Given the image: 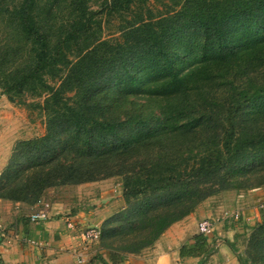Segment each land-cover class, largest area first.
I'll return each mask as SVG.
<instances>
[{"label": "trees", "instance_id": "obj_1", "mask_svg": "<svg viewBox=\"0 0 264 264\" xmlns=\"http://www.w3.org/2000/svg\"><path fill=\"white\" fill-rule=\"evenodd\" d=\"M7 1L0 16L26 48L0 47V85L12 103L30 89L44 96L48 119L44 136L15 146L0 199L33 205L49 188L121 177L127 206L100 236L117 244L116 263L218 191L263 178L264 0H107L119 14L161 7L128 22L115 45L91 39L87 0H72L76 18L56 42L43 0ZM260 216L252 242L264 257V206ZM193 241L180 255L204 264L215 246L202 234Z\"/></svg>", "mask_w": 264, "mask_h": 264}, {"label": "rangeland", "instance_id": "obj_2", "mask_svg": "<svg viewBox=\"0 0 264 264\" xmlns=\"http://www.w3.org/2000/svg\"><path fill=\"white\" fill-rule=\"evenodd\" d=\"M14 1L15 0H8L6 3L8 4L7 7ZM87 4L90 10L96 12L95 19L98 22V25H94V29L90 31L92 36L91 39L96 38L101 41L106 40L114 45L121 39L123 32L127 31L124 28L128 26V22L136 21L143 15H147L148 8H151L152 10H159L161 8L159 7V4L148 3V5H136L132 11L119 14L108 11L107 0H87ZM2 8H5L4 4H2ZM40 8L43 19L45 20V23L48 24L47 30H49L52 40L56 42L60 36L64 34V32L66 33V30L76 18V14L72 6V0H54L53 4L48 3V0H43L40 3ZM6 16L7 15L3 18L0 16V47H4L6 46V43H9L13 44V49L15 50H25V44L19 35H15V33H13V30H16L15 26ZM83 45L84 41L80 47ZM25 53H23L24 57L22 61L17 60L14 64H10L6 67V69H8L7 74H11L9 73L10 71L15 72L18 68H21V65L26 61ZM184 61L190 64V61H187L186 59H184ZM1 70L3 71V69ZM49 83H53L55 86H58L59 81L51 82L49 80ZM0 90L2 94H4V89L1 85ZM4 95L8 99V96L6 94ZM44 98V96H37L34 89H30L24 96H22V99H17L15 103L8 100L9 106L2 107V111H4L1 116L3 119L2 122L6 124L8 129L7 133H4L5 138L6 140L9 139L15 142L12 154L15 146L19 142L40 138L46 134L48 112L42 107ZM124 106L128 107V105ZM11 114L13 115V122H11ZM4 123H1L2 125H0V127L2 126V129L6 127L4 126ZM1 143L2 142L0 141V144ZM262 175L263 173L257 174L258 179L252 178L248 185H244L241 182L234 184L228 189L218 191L216 194H213L204 201L207 202L210 207H213V211L216 214H220L219 218H215L214 216L212 219L208 220H214L217 224L216 227L218 224L223 223L226 225V231L230 232V236L227 234L223 236L217 234L220 237L216 238H221V242L218 246L231 244L237 251L236 253L232 250V254L236 259L235 264H264V257L260 254V250L254 246V243L252 242L256 226L261 222L260 210L264 206V184L257 185L259 180L264 179V176L262 179H259ZM97 182H99V185L82 184L49 188L44 192L40 200L48 202L52 208H54V204L58 203L63 204L69 210H74L75 208L81 209L83 211L84 218L87 220L86 227L80 231L81 238L84 240V233L86 234L87 231L91 230L95 226H99V228L102 229L104 222L107 220H104V211L106 209H110V207L113 206L117 209L120 207V204H122V201H120V194L122 193L120 191H122L123 186V180L121 177H112ZM219 188L220 186L216 187V190H220ZM35 205L36 204L28 205L33 208L31 209V213L34 211ZM123 206H127L125 201H123ZM256 210L259 213L258 215L260 219L257 224L256 219L245 220L243 218V212L246 216L249 212V216L254 217L257 213ZM226 211L239 212L241 214L240 220L223 221L222 217ZM22 212L24 214L29 213L27 209H23ZM116 213L117 212H115V214ZM69 214L70 213L68 212L61 213L60 217L67 221L71 218ZM101 220L103 221L100 222ZM72 226V229H79L73 221ZM86 243L87 245H94L93 248H98L99 251L103 252V254H112L116 250L117 246L116 244L112 247L110 241L103 242L101 239L93 243L89 241ZM77 255L80 257V254ZM122 256L123 258L128 257V255ZM81 258H83V256Z\"/></svg>", "mask_w": 264, "mask_h": 264}, {"label": "crops", "instance_id": "obj_3", "mask_svg": "<svg viewBox=\"0 0 264 264\" xmlns=\"http://www.w3.org/2000/svg\"><path fill=\"white\" fill-rule=\"evenodd\" d=\"M3 106L8 107L9 101L0 90V125L4 123L1 117L4 112L2 111ZM13 115L11 122H13ZM4 126H6L5 123ZM7 131V126L3 129L2 126L0 127V141L2 142L0 144V176L7 167L15 143L12 140H6L4 133ZM89 184L99 185V182L86 183V185ZM120 197L122 201L120 207L116 209L113 206L106 209L104 220L124 208L122 193ZM54 205L52 219L32 223L29 220L31 209H33L31 206L0 199V264H80L81 257L77 254L83 256V264H199L202 257H181L180 250L186 243L194 242L193 238L200 234L199 225L202 221L220 216L213 211L212 206L204 202L194 213L173 224L153 246L143 250L140 254L128 255L127 258H123L122 262L115 263L110 254H103L98 248L94 249V245H87L81 238L80 231L87 225L81 209L69 210L63 204ZM23 209H27L29 213L24 214ZM64 212L70 213V222L73 221L79 229L68 227L69 219L65 221L60 217ZM256 212L254 217L249 216V212L247 216L243 212V218L245 220L256 219L257 224L260 219L257 210ZM217 234L230 236V232L226 231V225L218 224L214 236L208 238L210 247L215 246L216 237H220ZM214 248L215 251L204 264H235L236 259L228 244Z\"/></svg>", "mask_w": 264, "mask_h": 264}, {"label": "built area", "instance_id": "obj_4", "mask_svg": "<svg viewBox=\"0 0 264 264\" xmlns=\"http://www.w3.org/2000/svg\"><path fill=\"white\" fill-rule=\"evenodd\" d=\"M53 208L48 202H44L43 200H39L36 205L34 211L29 215V220L32 223H39V222H45L53 218L52 215ZM241 218V214L239 212L235 211H226L222 217L223 221H239ZM71 219V218H69ZM68 227L70 229L73 228L72 222L68 220ZM199 231L200 234L207 236L208 238H211L214 236V233L216 231V223L214 220H204L199 225ZM101 236V229L99 226H95L91 230L87 231L86 234L84 233L83 237L84 240L87 242H96L100 239ZM221 242L220 238H216V246L219 245ZM82 257V256H80ZM80 264L84 263V259L81 258L79 260Z\"/></svg>", "mask_w": 264, "mask_h": 264}]
</instances>
